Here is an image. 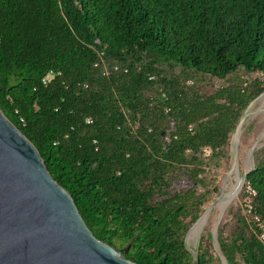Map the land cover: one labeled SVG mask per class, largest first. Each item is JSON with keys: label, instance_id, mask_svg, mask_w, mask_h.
Here are the masks:
<instances>
[{"label": "trees", "instance_id": "16d2710c", "mask_svg": "<svg viewBox=\"0 0 264 264\" xmlns=\"http://www.w3.org/2000/svg\"><path fill=\"white\" fill-rule=\"evenodd\" d=\"M263 93L264 0H0L2 113L136 264H195L186 235ZM253 157L217 229L226 264H264L245 214L264 221V146ZM196 252L222 264L208 230Z\"/></svg>", "mask_w": 264, "mask_h": 264}, {"label": "water", "instance_id": "95a60500", "mask_svg": "<svg viewBox=\"0 0 264 264\" xmlns=\"http://www.w3.org/2000/svg\"><path fill=\"white\" fill-rule=\"evenodd\" d=\"M246 175L236 184L235 196ZM215 235L216 231L212 239ZM192 255L199 264L197 252ZM220 260L226 264L224 258ZM0 264H136L94 237L71 196L46 170L34 145L1 109Z\"/></svg>", "mask_w": 264, "mask_h": 264}, {"label": "rangeland", "instance_id": "374dc122", "mask_svg": "<svg viewBox=\"0 0 264 264\" xmlns=\"http://www.w3.org/2000/svg\"><path fill=\"white\" fill-rule=\"evenodd\" d=\"M242 120L243 123L239 134L237 128L229 140L228 150L231 159L229 163L224 162L217 171L220 183L219 193L214 196L213 201L205 209L207 211L209 207H212L207 214L205 223L197 236L190 239L187 237L186 239V246L191 253L196 251L199 239L204 234V230H208L211 234L216 231L215 239H212V251L216 256L223 259L216 242L217 229L229 221V210L231 207L236 208L241 189L236 196L234 195L227 202L223 209H221L219 203L223 195L231 192L232 186L236 184L237 178L241 179L243 175L251 170L254 165V157H251V151L253 150L254 152L264 146V93L249 105Z\"/></svg>", "mask_w": 264, "mask_h": 264}, {"label": "bare ground", "instance_id": "6f19581e", "mask_svg": "<svg viewBox=\"0 0 264 264\" xmlns=\"http://www.w3.org/2000/svg\"><path fill=\"white\" fill-rule=\"evenodd\" d=\"M263 107V106H262ZM262 110V109H261ZM252 117V116H251ZM256 117V116H255ZM247 119V118H246ZM242 123H243V120L240 122V124H239V127H238V134H239V132H240V129H241V126H242ZM246 123V122H245ZM244 123V124H245ZM241 134V133H240ZM240 140V139H239ZM239 142V141H238ZM235 181V180H234ZM239 181H240V179L239 178H237V180H236V184H238L239 183ZM236 184H234V186H232L233 188H232V190H231V192H229V193H227V194H225V195H223V198H222V200L220 201V203H219V205H220V207H221V209H223L224 207H225V205L227 204V202L228 201H230L231 200V198H233V196L236 194V192H237V186H236ZM228 186V185H227ZM226 190V189H225ZM206 218V217H205ZM205 218H202V220L196 225V226H194L193 227V229L190 231V233H189V235L192 233L193 234V237H195V236H197L198 235V233L200 232V229H201V227H202V223L205 221ZM189 235H188V237H189Z\"/></svg>", "mask_w": 264, "mask_h": 264}, {"label": "built area", "instance_id": "2783aa9c", "mask_svg": "<svg viewBox=\"0 0 264 264\" xmlns=\"http://www.w3.org/2000/svg\"><path fill=\"white\" fill-rule=\"evenodd\" d=\"M51 78V75H48L45 79L42 80L45 83L48 79ZM21 120V119H20ZM22 121V120H21ZM242 188V187H241ZM246 216L252 220L256 228V237L257 240L264 245V221L260 220L257 216L253 217L251 214V208H248L245 212Z\"/></svg>", "mask_w": 264, "mask_h": 264}]
</instances>
